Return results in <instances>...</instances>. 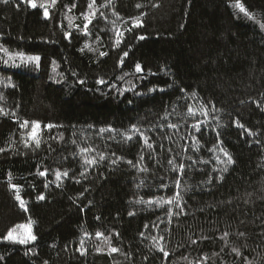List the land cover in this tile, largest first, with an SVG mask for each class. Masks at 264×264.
I'll return each mask as SVG.
<instances>
[{
  "label": "trees",
  "instance_id": "16d2710c",
  "mask_svg": "<svg viewBox=\"0 0 264 264\" xmlns=\"http://www.w3.org/2000/svg\"><path fill=\"white\" fill-rule=\"evenodd\" d=\"M236 2L112 0L100 7L107 0H96L88 35L82 14L89 0H57L48 19L21 0L0 3V46L40 57L38 66L18 60L15 66L0 53V81L12 84L0 85L6 113L0 115V264H264V0H238L248 15ZM141 14L143 27L132 28ZM98 79L107 83L97 85ZM201 104L209 116L198 132L192 125L204 120ZM189 106L196 116L187 114ZM25 120L41 124L39 149L24 147ZM49 123L59 127L45 129ZM133 125L152 149L139 136L124 139ZM108 127L114 131L99 132ZM216 144L233 164L217 163L224 157ZM89 146L95 149L89 155L107 159L81 176L80 148ZM116 156L122 160L113 165ZM169 160L185 164L184 173ZM57 170L69 172L60 187ZM9 174L27 211L9 188ZM177 192L183 214L175 205L169 217V205L136 203ZM29 220L35 241L2 239ZM98 231L104 238H96ZM109 246L120 251L109 254Z\"/></svg>",
  "mask_w": 264,
  "mask_h": 264
},
{
  "label": "snow or ice",
  "instance_id": "6c2138e0",
  "mask_svg": "<svg viewBox=\"0 0 264 264\" xmlns=\"http://www.w3.org/2000/svg\"><path fill=\"white\" fill-rule=\"evenodd\" d=\"M21 2L27 4L28 7L32 8V9H36L37 7H39L40 9L43 10V17L45 19L49 18V9L55 7V5L57 4V0H44V2L42 3H37V0H21ZM0 3H8V0H0ZM112 3V0H107V4L105 5H101L100 7H106L108 5H110ZM73 7H75V5H73ZM137 7H141V5L137 4ZM234 7L237 8L240 12L245 13V15H248L246 9L243 7L242 4H240L237 0V2L234 4ZM88 11L83 15V19L85 20V23L83 25V34L84 35H88V29H89V25L92 23V20L95 18L96 16V12H97V5H96V0H89V3L87 5ZM71 10V9H69ZM142 15L137 16L135 18L132 19L131 24H132V28H139V27H143V23H142ZM69 19V23L71 24V17L68 18ZM117 19H119V16H117ZM262 27H264V25H262ZM127 31H131V29H126ZM65 39L69 38V33L65 32L64 33ZM140 40H143L145 37L144 36H139L137 37ZM123 40V33L120 32L118 29L116 30V40H115V44L117 47H119V45L121 44ZM88 45H85V48H87ZM0 53L3 54L4 57H6V59H3V63L4 64H9V63H13L15 66H19L17 64H15V62L18 60L21 64H28V63H35L38 66V62L40 61V57L39 56H31V55H25L24 53H20V52H16V53H11L9 52V50L7 48H4L3 46H0ZM102 56L107 55V53H101ZM128 55L127 52H124L123 56L121 57V63H123V58L126 57ZM55 63V62H53ZM135 72L136 73H141L142 72V68L140 64H136L135 65ZM80 83H83V81H80ZM107 81L103 80V79H98L96 81L97 85H104L106 84ZM0 85H3L4 87H11V81H0ZM126 91V90H125ZM183 91V90H181ZM121 95H123V91L120 92ZM192 96L195 97V93H192ZM2 95H0V99H2ZM173 111L175 112V109H173ZM199 114L202 115L204 117V120L201 121L200 123L197 124H193L192 127L196 130V131H200L201 130V126L203 124L207 123L208 120V116H209V109L204 106V105H200L199 107ZM218 111V110H217ZM187 114L189 116H196L197 115V109L193 108L191 106L188 107L187 110ZM0 115H6V113L4 112V110L2 108H0ZM13 115H15V113H13ZM168 115L166 114L164 117H162V119L167 120ZM30 126V132L27 134V138L24 141V147L28 148L32 145L35 146L36 149L40 148L41 145V138H40V132H41V124L38 121H32L29 122L27 120H25L20 127L21 128H29ZM237 127L240 128H244V126L242 124H239V122H237L236 124ZM54 127H59V125H54V124H46L44 125L45 129H52ZM91 127V125L89 126ZM168 128L170 129H176L178 127L177 124H173V123H169L167 125ZM151 129H148V131H150ZM114 129L111 127L108 128H101L99 129V132L101 134L105 133V132H113ZM244 131L248 132V135H255V133H252L250 131H248V129L244 128ZM121 135L124 136V139L126 141H131L133 139L134 136H139V138L143 141L144 146L148 149H152L153 145L151 143H149V137L147 136L145 131H141L137 126L133 125L132 128L129 130L128 133H122ZM63 138V137H61ZM114 139V137H113ZM73 143H75V141H73ZM216 149H219L220 153H222L224 159L221 160L218 156L216 157V161L217 163H226L227 165H231L233 164V159L230 155V153H228L225 149H223L222 147H220L219 144H216L214 146ZM199 148V142H196V147L193 149L198 150ZM212 149H210L211 151ZM4 151V149H0V152ZM95 149L92 148L91 146L86 147V148H80V156L82 159V171L80 172L81 176H86L88 168H91L95 165H97L99 162L105 161L107 159L106 155L104 153H99L98 154V159L95 156H91L89 155L90 153L94 152ZM114 155V154H113ZM140 161L144 160V156L143 154L140 155ZM122 160V157L116 156L115 159L110 160L109 162L113 165L117 164L118 162H120ZM201 163H207V161H200ZM128 164L132 165L133 167H135L138 171L140 172H148L149 169L147 167H144L141 163H135L133 164L132 161H127ZM193 163L195 164L196 161H193ZM168 164L172 166V170L173 171H178L181 175L184 173L186 165L185 164H179L177 165L175 163L174 160H169ZM225 171L227 170V168L224 169ZM215 171V169H214ZM38 175L41 177H44L47 175V171H39ZM69 176V172L67 170L61 172L59 170H57L55 172V183L57 187H60L63 179L67 178ZM11 174H9V188L14 190L15 192V199L19 202V206L24 209L25 211H27V207H26V202L21 198L20 196V188L17 185H14L11 183ZM76 183H80V180H76ZM211 182V181H209ZM52 183V181H49L47 183H45V188H47L49 186V184ZM176 187H180V181L179 179H177L175 181ZM161 187L167 188L169 187L168 185H161ZM85 191H87V189H85ZM83 195V194H81ZM38 200H44L45 197L43 194H40L37 196ZM137 204H147L149 206L155 204L157 207H164L165 205H169L168 210H167V215L169 217L173 216L174 211L173 208L171 207L172 205H175V207L180 208V214L184 213V209L181 207V203H182V197L180 195L179 192H177L175 195H172L169 198H164V197H159L157 199H149L147 201L145 200H137L136 201ZM129 215H132V213H129ZM33 221L29 220V222L26 225H17L15 228L10 229L7 234L5 236H3V240L12 244H20V245H26L29 243H32L33 241L36 240V236L33 235L32 233V225ZM145 227H147V225H145ZM158 227V225H157ZM96 238L97 239H101L104 238L103 237V233L101 232H96ZM225 236H227V233L224 234ZM141 236H143V233H141ZM223 238V237H222ZM107 239V238H105ZM155 242V244L153 245L157 251H160L163 253V256L165 258L168 257L169 253L167 250H165V248L159 243V241L156 240L155 237L152 238ZM160 239L162 240L163 237H160ZM193 243H195V241H193ZM78 251H80L81 255L85 254V249H84V240H81V246L80 249H78ZM97 251H101L100 249H97ZM120 251V249H118L117 247H112L109 246L108 248V253L109 254H113V253H118ZM234 251L237 252V255H239V252L237 250L234 249ZM206 259V258H205ZM45 264H47V262H45Z\"/></svg>",
  "mask_w": 264,
  "mask_h": 264
}]
</instances>
